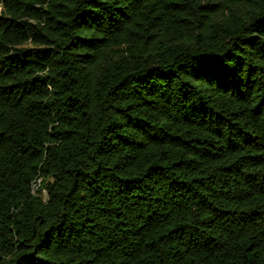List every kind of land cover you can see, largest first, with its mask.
<instances>
[{"label":"trees","instance_id":"1","mask_svg":"<svg viewBox=\"0 0 264 264\" xmlns=\"http://www.w3.org/2000/svg\"><path fill=\"white\" fill-rule=\"evenodd\" d=\"M0 264H264V0H0Z\"/></svg>","mask_w":264,"mask_h":264},{"label":"rangeland","instance_id":"2","mask_svg":"<svg viewBox=\"0 0 264 264\" xmlns=\"http://www.w3.org/2000/svg\"><path fill=\"white\" fill-rule=\"evenodd\" d=\"M37 188V185L36 186H34V190Z\"/></svg>","mask_w":264,"mask_h":264}]
</instances>
